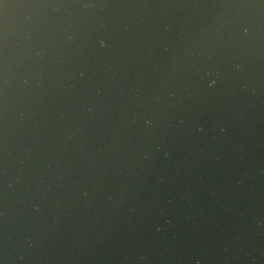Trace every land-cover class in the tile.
<instances>
[{"label":"water","instance_id":"water-1","mask_svg":"<svg viewBox=\"0 0 264 264\" xmlns=\"http://www.w3.org/2000/svg\"><path fill=\"white\" fill-rule=\"evenodd\" d=\"M0 264H264V0H0Z\"/></svg>","mask_w":264,"mask_h":264}]
</instances>
